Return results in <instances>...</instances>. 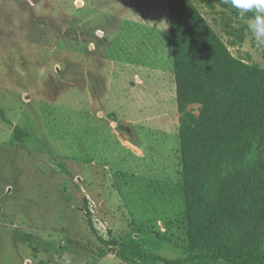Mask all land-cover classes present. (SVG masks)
<instances>
[{
  "label": "rangeland",
  "instance_id": "374dc122",
  "mask_svg": "<svg viewBox=\"0 0 264 264\" xmlns=\"http://www.w3.org/2000/svg\"><path fill=\"white\" fill-rule=\"evenodd\" d=\"M190 1L264 71L251 18ZM181 117L168 0H0V264H230L189 251Z\"/></svg>",
  "mask_w": 264,
  "mask_h": 264
},
{
  "label": "trees",
  "instance_id": "16d2710c",
  "mask_svg": "<svg viewBox=\"0 0 264 264\" xmlns=\"http://www.w3.org/2000/svg\"><path fill=\"white\" fill-rule=\"evenodd\" d=\"M168 4L189 251L210 249L214 260L230 264H264L260 243L256 249L233 243L239 224L264 202V71L234 58L190 0ZM193 104L199 115L188 110Z\"/></svg>",
  "mask_w": 264,
  "mask_h": 264
},
{
  "label": "clouds",
  "instance_id": "9594fccd",
  "mask_svg": "<svg viewBox=\"0 0 264 264\" xmlns=\"http://www.w3.org/2000/svg\"><path fill=\"white\" fill-rule=\"evenodd\" d=\"M224 4L235 9L241 18L251 13L247 29L253 34L258 46L264 47V0H222ZM64 264H71L70 258L64 256Z\"/></svg>",
  "mask_w": 264,
  "mask_h": 264
}]
</instances>
